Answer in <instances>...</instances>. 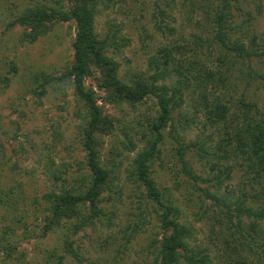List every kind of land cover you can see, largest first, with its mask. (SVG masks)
<instances>
[{
    "label": "rangeland",
    "instance_id": "374dc122",
    "mask_svg": "<svg viewBox=\"0 0 264 264\" xmlns=\"http://www.w3.org/2000/svg\"><path fill=\"white\" fill-rule=\"evenodd\" d=\"M33 1L36 0H0V195L10 193L5 197L6 201L0 200V238L5 234L6 238L19 244L18 250L25 252L22 261L18 255L10 258L8 250H0V264H56L57 255L64 256L65 264H80L66 251L64 239L68 228H55L43 236L44 216L35 214L38 202H43L44 193L57 189L63 178L71 176L74 181L80 178L79 169L85 154L79 131L82 108L71 81L64 75L74 58L76 26L73 21H60L36 41L24 40L23 27L10 28L9 23L15 14ZM42 1L52 4L66 2ZM169 1L108 0L107 5L101 6L96 18L98 33L103 36L109 27L118 28V35L127 40V44L111 51L120 63L119 73L125 81L153 72L150 69L151 57L162 60L160 49L174 43L186 44L191 46L192 51L202 52L201 56L209 60L215 70L213 64L220 65L217 58L222 54L218 45L212 44L209 49L198 47L193 42L197 41L196 34L203 36L202 42H213L214 33H208L210 25L198 28L199 20L206 24L209 22L200 10L199 2L204 0H174L168 6ZM161 7L174 20L164 14ZM249 12L254 16L251 25L247 19ZM155 15L159 21L168 22L174 28L173 32L168 26L163 31L158 30ZM237 22L243 25L242 35H250L253 28L262 38L264 0L244 2ZM259 58L254 66L264 72V56ZM248 64V61H238L229 90L217 86L210 91L223 96L227 93V97L233 95L236 98L246 92L248 100L254 98L264 109L263 80L253 76L249 78ZM13 65H16L17 71ZM35 75L40 82L55 78L45 84L47 92L42 97L32 92V88L38 86L34 82ZM4 77L9 80L5 81ZM174 82L175 79H168L169 85ZM86 84L94 87L103 111L114 120L113 130L101 135L103 159L114 176L107 191L106 209L113 211L114 216L110 227L105 221H98L95 226L73 234V244L85 258L82 264H90L95 259L98 264H157L156 246L164 231L151 205L147 206L143 200V188L130 176L133 160L150 135V122L158 114L157 100L150 95L136 104L105 102L103 96L106 92L97 86L94 77H88ZM186 91L182 106L173 113L172 126L176 134L185 136L186 141L198 136L209 139L217 128L206 122L204 110H196L199 107L196 98L199 90L190 94V89ZM196 112H199L197 118L200 122L188 126L182 123L184 115L191 119ZM177 143L168 128L161 154L153 164L154 177L162 189L172 194L170 197L174 204L182 210L181 221L191 229V245L215 252L221 244L215 232L218 227L213 230L215 220L210 219L211 209L202 207L201 190L196 188V191L192 187L182 169ZM187 158L193 161V168L198 174L211 177L218 173L212 170L211 163L206 164V158L200 161V156L195 153L187 155ZM54 173H60L62 178L56 180ZM221 174L226 177L225 172ZM231 177L224 179L222 193L228 189L236 198L244 189L247 198L255 197L254 191H249L251 185L247 184L240 168L234 170ZM200 185L206 187L209 184L205 181ZM259 188L255 189L259 191ZM261 196L258 199L264 203ZM206 201L210 203V199ZM138 224L139 228L127 241L129 232ZM10 227L15 232L11 233L12 236ZM51 253H55L56 257Z\"/></svg>",
    "mask_w": 264,
    "mask_h": 264
},
{
    "label": "trees",
    "instance_id": "16d2710c",
    "mask_svg": "<svg viewBox=\"0 0 264 264\" xmlns=\"http://www.w3.org/2000/svg\"><path fill=\"white\" fill-rule=\"evenodd\" d=\"M173 1L167 2L168 6ZM246 1L199 2L200 10L209 22L206 24L199 20L198 28L210 25L208 33H214V37L213 42H202L203 36L196 34L197 41L193 42L201 48L211 49L212 44L220 47L222 55L217 58L220 65L213 64L216 70L210 66L209 60L201 56L202 52L192 51L191 46L186 44L174 43L160 49L162 60L151 57L150 69L153 72L129 82L120 76V63L111 54L112 50L116 51L122 44H127V40L118 35V28L109 27L103 36L96 28L97 15L108 0H66L55 4L36 0L10 20L9 27L22 26L25 30L23 38L29 42L48 34L57 22L73 21L76 26L74 58L64 75L71 81L82 108L79 131L85 154L79 169L80 178L76 181L71 176L63 178V183L57 189L44 193L43 202H38L35 214L44 216L43 236L55 228H68L64 239L66 251L80 264L85 258L74 246L73 234L95 226L98 221H105L110 227L114 216L113 211L106 209L107 191L114 176L103 159L101 148V135L113 130L114 120L103 111L94 87L87 86L88 77H94L97 86L106 92L103 96L105 102L136 104L150 95L157 100L158 114L150 122V135L145 139L146 145L135 156L130 172L134 182L143 188V200L147 206L151 205L164 231L156 246L157 264H264V203L258 199L260 194L264 198V109L254 98L248 100L246 92L236 98L233 95L227 97V93L223 96L210 91L217 86L230 89L238 61H248L249 78L261 79L264 84V72L254 66L259 57L264 56V36L261 38L253 28L251 33L249 31L250 35H242L243 25L237 22ZM161 11L173 18L163 7ZM247 19L251 25L254 16L250 13ZM154 21L158 30L163 31L168 26L173 32L174 28L166 21H159L157 15ZM13 69L17 71L16 65H13ZM34 79L38 86L33 87L32 92L38 97L46 94L45 84L55 80L48 78L40 82L37 75ZM168 79H175V82L169 85ZM188 89L191 91L188 94L199 90L196 94L199 107L196 110H204L206 122L217 128L209 139L198 136L186 141L185 136L176 134L172 126L173 113L182 106ZM198 114L193 113L191 119L184 115L182 123L188 126L200 122ZM168 128L178 142L177 154L188 181L195 190H201L202 207L211 209L210 219L215 220L213 230L218 227L215 232L221 244L215 252L191 245V229L181 221L182 210L174 204L170 197L172 194L162 189L154 177L153 164L161 154ZM192 153L200 156V161L206 158V164L211 163L212 170L218 173L211 177L198 174L193 168V161L187 158ZM238 168L243 171L247 184L251 185L249 191L253 190L255 197L247 198L244 189L236 198L228 189L225 193L221 192L224 179L232 178L233 171ZM223 172L226 174L224 178ZM54 177L60 180L62 175L54 173ZM205 181L209 185L201 187L200 184ZM256 187H260L259 191ZM6 196H10V193L0 195V200L6 201ZM207 199H210V203ZM136 227L129 232L127 241L132 232L137 231L139 224ZM9 229L12 236L14 229ZM18 246L5 234L0 238V250H8V257L16 254L23 261L25 252L18 250ZM51 255L56 257L55 253ZM56 264H65L63 255H57ZM90 264H98L97 259Z\"/></svg>",
    "mask_w": 264,
    "mask_h": 264
}]
</instances>
